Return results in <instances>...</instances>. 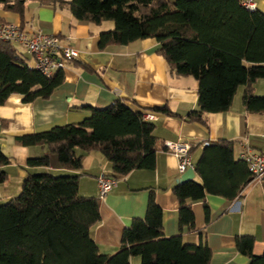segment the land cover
Masks as SVG:
<instances>
[{
  "label": "trees",
  "instance_id": "obj_1",
  "mask_svg": "<svg viewBox=\"0 0 264 264\" xmlns=\"http://www.w3.org/2000/svg\"><path fill=\"white\" fill-rule=\"evenodd\" d=\"M42 3L68 9L79 21L95 25L113 22L114 29L100 34V49L155 39L172 73L198 82L199 108L185 117L188 122L204 123L206 113L229 111L241 87H245V110L264 114V96L254 92V84L264 79L261 10L248 9L241 0ZM0 5L21 16L26 11L25 0H0ZM65 80V70L45 75L29 64L15 44L0 41V106L14 94L21 95L24 103L49 100ZM134 106L121 100L106 108L84 106L91 115L83 122L19 136L15 141L25 147H47L66 171H79L84 156L92 152L106 158L111 165L108 176L118 180L133 171H152L157 166V153L165 147L154 135L156 125L145 120V114L181 116L168 106ZM11 163L0 147V184L8 181L4 168ZM28 167H51L50 156L30 158ZM195 171L202 183L178 182L174 188L180 202L181 230L194 228L189 201H202L207 195L235 200L252 179L248 164L235 159L234 143L226 140L207 146ZM81 177L51 172L29 175L17 197L0 203V264H131L132 258H140V264H210L212 251L206 243L184 244L182 236H164L163 210L154 192L146 217L134 219L124 230L120 249L111 255L100 253L91 236L101 220L99 202L80 196ZM206 214L209 216L208 206ZM254 244L252 236L237 239L238 251L251 260L250 264H264V255L253 254Z\"/></svg>",
  "mask_w": 264,
  "mask_h": 264
},
{
  "label": "crops",
  "instance_id": "obj_2",
  "mask_svg": "<svg viewBox=\"0 0 264 264\" xmlns=\"http://www.w3.org/2000/svg\"><path fill=\"white\" fill-rule=\"evenodd\" d=\"M25 1L24 16L5 11L0 5V22L61 36L69 40L80 55L73 63H68L64 84L49 100L24 103L21 95L14 94L0 106V147L12 159L4 168L8 181L0 184V203L17 197L29 175L79 174L82 175L80 196L94 197L99 202L101 220L92 228L91 236L104 255L116 253L124 230L131 227L134 219L146 217L152 192L163 210L164 236H182L184 244L206 243L212 251L210 264H250L251 260L237 249V239L244 236L255 238V256L264 255V178H252L235 200L207 195L205 200L189 201L195 216L194 228L181 230L180 202L174 188L184 174L179 173L176 155L165 147L166 142L190 144L195 166L206 144L222 140L234 143L236 160L241 159L245 146L264 154V114L245 110L242 102L245 87L239 89L229 111L206 113L204 123L188 122L185 117L199 108L198 82L192 77L174 75L160 54L162 46L155 39L100 49V34L114 29L113 22L95 25L79 21L68 9L43 4L42 0ZM244 1L249 0H241ZM251 1L264 12V0ZM133 13L137 15L136 8ZM16 47L33 66L24 48ZM254 92L264 96V79L254 84ZM118 100L131 106L135 102V106L142 108L168 106L181 117L155 114V120L151 121L156 125L154 135L165 147L157 153L156 169L133 171L120 179L118 186L104 198L99 197L98 177L102 173L109 175L111 165L100 152L85 155L79 171H66L47 147H25L15 141L19 136L81 123L91 115L84 106L106 108ZM46 155L50 156L51 167H28L30 158ZM192 180L202 183L196 171ZM136 259L140 260L132 258L131 264Z\"/></svg>",
  "mask_w": 264,
  "mask_h": 264
},
{
  "label": "built area",
  "instance_id": "obj_3",
  "mask_svg": "<svg viewBox=\"0 0 264 264\" xmlns=\"http://www.w3.org/2000/svg\"><path fill=\"white\" fill-rule=\"evenodd\" d=\"M243 5L251 10H256V4L249 0ZM0 41L10 42L24 48L26 54L33 62V68L45 75H51L58 70H66L68 63L79 58V50L69 40L61 36L49 35L41 30L27 31L22 26L12 23L0 22ZM145 120L153 121L156 116L152 113L145 114ZM209 146V144H206ZM165 147L176 155L179 161L178 170L182 175L188 170H195L196 166L191 157V146L184 142H166ZM241 159L249 167L252 178H264V154L255 152L245 146ZM119 184V180L102 173L98 177L99 197L104 198Z\"/></svg>",
  "mask_w": 264,
  "mask_h": 264
},
{
  "label": "water",
  "instance_id": "obj_4",
  "mask_svg": "<svg viewBox=\"0 0 264 264\" xmlns=\"http://www.w3.org/2000/svg\"><path fill=\"white\" fill-rule=\"evenodd\" d=\"M194 175H195V171L190 169L186 173H184V175L182 176L179 182L183 183L190 181L193 179Z\"/></svg>",
  "mask_w": 264,
  "mask_h": 264
},
{
  "label": "rangeland",
  "instance_id": "obj_5",
  "mask_svg": "<svg viewBox=\"0 0 264 264\" xmlns=\"http://www.w3.org/2000/svg\"><path fill=\"white\" fill-rule=\"evenodd\" d=\"M170 1H174V0H170ZM133 264H140V260L139 259L134 260Z\"/></svg>",
  "mask_w": 264,
  "mask_h": 264
}]
</instances>
